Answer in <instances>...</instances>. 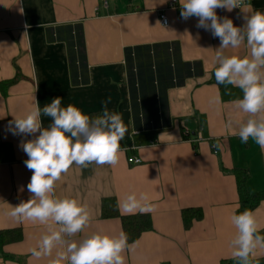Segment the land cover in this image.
I'll return each mask as SVG.
<instances>
[{"label": "crops", "instance_id": "obj_1", "mask_svg": "<svg viewBox=\"0 0 264 264\" xmlns=\"http://www.w3.org/2000/svg\"><path fill=\"white\" fill-rule=\"evenodd\" d=\"M170 1L0 0V231L20 233L3 246L0 264H50L63 251L33 257L30 250L46 225L10 215L12 206L31 196L32 172L21 143L35 137L14 135L9 122L25 116L34 97L41 108L62 97V107L72 104L90 117L101 115L110 98L109 111L120 113L127 129L118 164H73L56 182L57 197L74 198L89 213L88 226L72 239L118 235V216L146 214L151 230L130 244L126 264H236L230 248L236 231L231 216L240 207L236 173L245 174L250 194L264 193V152L236 135L247 118L233 103L242 90L211 81L220 39L198 28V18L184 20L179 0L166 10ZM244 4L248 14L264 12V0ZM164 10L167 27L157 24ZM216 13L237 27L245 23L240 8ZM247 53L245 47L225 50L229 56ZM137 64L149 71L147 93L132 85L130 69L135 66L137 76ZM150 105L162 111L153 115L146 111ZM41 119L50 125V117ZM132 157L141 163L129 164ZM133 193L146 196L140 204L153 211H124ZM186 210L196 214L188 215V226ZM252 212L264 232V200ZM262 258L264 248L258 247L252 260Z\"/></svg>", "mask_w": 264, "mask_h": 264}, {"label": "clouds", "instance_id": "obj_2", "mask_svg": "<svg viewBox=\"0 0 264 264\" xmlns=\"http://www.w3.org/2000/svg\"><path fill=\"white\" fill-rule=\"evenodd\" d=\"M179 3L184 20L198 18V28L209 30L220 39L214 58L216 83L226 88L237 87L243 93L241 99L233 101L236 109L247 117L239 123L236 135L241 143L251 138L264 152V12L248 14L250 6L244 0H179ZM218 8L229 12L240 8L246 14L244 25L237 27L231 19H221L216 13ZM241 47L248 50L247 55L225 54L226 49ZM62 99L56 97L41 108L34 97L31 110L23 117L13 116L9 122L14 135L35 137L21 143L28 157L25 166L32 172L27 184L31 196L12 206L10 215L46 225V233L30 250L37 259L51 257L54 249L62 247L63 251H57L50 264H126L124 254L134 246L129 244L126 233L95 232L79 241L72 239L88 226L89 213L78 200L55 195L56 182L73 164L81 168L93 163L118 164L124 151L120 141L127 132L122 115L109 111L110 98L102 102L103 112L96 117L72 104L62 107ZM42 115L51 118L48 127L43 126ZM142 200L147 197L141 195L138 199L135 193L130 194L122 208L126 212L137 208L143 213L153 211L150 204L141 206ZM231 223L236 230L230 241L232 258L236 264H252L256 249L264 248V236L259 234L256 216L247 209L238 214L233 212Z\"/></svg>", "mask_w": 264, "mask_h": 264}, {"label": "trees", "instance_id": "obj_3", "mask_svg": "<svg viewBox=\"0 0 264 264\" xmlns=\"http://www.w3.org/2000/svg\"><path fill=\"white\" fill-rule=\"evenodd\" d=\"M140 67H141L140 64L136 65V68H137L136 71L138 72L137 76L134 75L132 72L133 69L135 68V66L131 67L130 79L132 81L133 86L136 85V83L139 86L141 84L140 89L142 88L143 92L147 93L146 89L150 88V86H148V84H150L149 71L145 70L142 72ZM194 71H196V69H194ZM211 81L217 85L216 80H215V76H214V72L212 74ZM142 83H145L148 87L142 86ZM160 86H161V84H160ZM217 86L220 88L223 87V85H217ZM148 96L152 97L150 95V93L148 94ZM145 97H146V95H145ZM157 109H160L162 111V109L160 107L156 108L153 105H150V107H147L146 111L152 112L151 114H153V112L156 113ZM149 115H150V113H149ZM151 118H154V117L151 116L149 119H147V121L151 120ZM240 175H239V173H236V180H237V186H238V196H239V205H240L239 210L237 211V214L240 212H243L246 209L253 211L254 209H256L258 207L260 202L262 200H264V193L250 194L246 190V188H245L246 176H245V174H240ZM189 214H193L192 216L196 217L195 216L196 214L194 213V211H192V210L184 211L183 216H184V221H185L186 226L189 225V220H188ZM198 216H200V215H198ZM118 217L121 220L123 232L126 233L128 236L129 244L135 242L143 232L151 230L150 218L146 214H138V215L128 216V217H122V216H118ZM259 234L261 236H264V232H259ZM19 239H20V233L19 232H14V231L1 232L0 231V253H2V248L6 243L17 241ZM252 264H264V258L252 260Z\"/></svg>", "mask_w": 264, "mask_h": 264}, {"label": "built area", "instance_id": "obj_4", "mask_svg": "<svg viewBox=\"0 0 264 264\" xmlns=\"http://www.w3.org/2000/svg\"><path fill=\"white\" fill-rule=\"evenodd\" d=\"M106 1H107V0H103L104 4H106ZM176 5H177V1H176V0H171V1L168 3V6H167L166 10L174 9V8L176 7ZM236 9H237V8H236ZM166 10L162 11V12L160 13V15H159V22H160V25H161L162 27H167V26H168V19H167L166 15L164 14ZM195 141H196V140H195ZM127 162H128L129 164H140V163H141V160L138 159V158H134V157H132V158H129V159L127 160Z\"/></svg>", "mask_w": 264, "mask_h": 264}]
</instances>
